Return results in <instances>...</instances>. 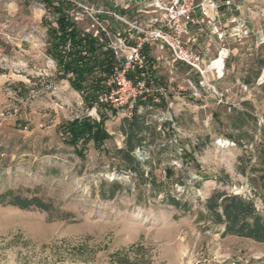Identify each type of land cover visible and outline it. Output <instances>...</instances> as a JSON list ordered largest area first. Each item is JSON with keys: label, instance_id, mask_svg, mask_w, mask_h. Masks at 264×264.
<instances>
[{"label": "rangeland", "instance_id": "1", "mask_svg": "<svg viewBox=\"0 0 264 264\" xmlns=\"http://www.w3.org/2000/svg\"><path fill=\"white\" fill-rule=\"evenodd\" d=\"M55 18L38 0H0V194L38 197L55 208L46 213L0 206V264H264V244L221 237L222 228L198 220L215 189L254 198L258 209L264 208V193L262 200L254 196L259 191L250 183L264 170V73L242 88L236 80L251 61L234 54L217 85L226 96L222 104L173 99L139 106L134 114L148 129L133 152L144 172L141 181L115 156L124 147L125 112L88 108L68 80L59 78L46 53ZM259 50L253 62L258 55L264 59V43ZM176 69L167 83L160 62L156 70L170 85L171 97L185 76L181 66ZM233 109L256 119V132L244 130L254 135L250 144L234 140L227 118ZM100 113L108 118L109 139L100 148L78 143L81 158L61 127L81 117L98 122ZM149 173L158 188L151 189ZM177 177L182 186L174 182ZM114 182L122 189L113 199H102L99 191L107 194ZM165 194L191 210H176L163 200ZM63 213L73 218L60 220Z\"/></svg>", "mask_w": 264, "mask_h": 264}, {"label": "built area", "instance_id": "2", "mask_svg": "<svg viewBox=\"0 0 264 264\" xmlns=\"http://www.w3.org/2000/svg\"><path fill=\"white\" fill-rule=\"evenodd\" d=\"M60 1L67 4L72 23H87L81 33L112 56V68L95 93V107L121 109L132 118L138 103L166 97L176 65L185 76L175 85V99L226 101L217 85L224 78L227 48L242 44L250 30L236 16L230 17L229 27H221L217 0H111L101 6L88 0H53V5ZM206 33L220 44L215 55L209 53L210 40L199 43V35ZM159 62L168 75L166 83L156 71ZM68 77L73 79L72 74Z\"/></svg>", "mask_w": 264, "mask_h": 264}, {"label": "trees", "instance_id": "3", "mask_svg": "<svg viewBox=\"0 0 264 264\" xmlns=\"http://www.w3.org/2000/svg\"><path fill=\"white\" fill-rule=\"evenodd\" d=\"M38 1L42 2L56 17L55 26H49L48 28V48L46 50L48 57L55 62L59 78L68 80L71 89L82 94L84 104L88 108H92L93 104H95V93L101 88L103 81V79L96 76V73L107 74L110 71L113 65L112 56L107 51L97 47L93 38L82 34L80 29L71 22L66 14L68 7L65 1H60L58 6H54L52 0ZM263 68L264 61H258L257 71L253 73L251 79H246L244 84L251 85L255 83L259 79ZM1 74L2 71L0 69ZM69 74L73 75V79L68 77ZM241 106L250 108L248 102H242ZM112 113L115 114V111L113 110ZM139 118L137 114H134L131 119L126 118L123 120L121 130L126 138L124 147L115 150V156L120 159L125 168L134 173L139 180L144 181V172L141 169V165L133 156L136 147L141 146L142 142H144L143 135L148 130ZM227 118L231 131L236 134L234 140L237 142L245 141L250 144L254 135H248L244 130L251 127L256 132L257 122L255 117L245 109H233L231 115ZM107 119L104 113H100L98 122L89 117H81L62 125L61 130L66 137V143L74 148L77 156L83 158L82 153L77 149L78 143L83 142L85 144L91 141L95 147L100 148L109 139L104 127ZM261 155L264 163L263 146ZM188 158L192 160L190 155ZM262 172V175L250 179V183L254 187L253 190L259 191V193H254V196L259 194L258 197L261 200L264 193V170ZM173 176L174 174L171 173V170L166 171L168 179ZM223 180L224 178H217L216 182H224ZM174 182L180 186L183 184L179 177L174 179ZM149 184L152 190L158 188L155 186V181L151 174ZM194 184L198 188L201 186V183L195 181ZM121 189V185L114 182L111 184L110 191L107 194L104 190H100L99 194L102 199L111 200L116 192ZM163 200L184 214L191 210L187 202L182 203L169 194H165ZM0 206H11L20 210L36 209L46 213L55 211L50 202L38 197H24L13 191H6L0 194ZM203 207V212L199 213L198 220L213 227L222 228L221 237L234 236L264 244V208L262 210L258 209L254 198H246L242 195L230 194L225 190L215 189L205 200ZM59 218L60 220H66L73 218V215L71 213H63L62 217Z\"/></svg>", "mask_w": 264, "mask_h": 264}, {"label": "crops", "instance_id": "4", "mask_svg": "<svg viewBox=\"0 0 264 264\" xmlns=\"http://www.w3.org/2000/svg\"><path fill=\"white\" fill-rule=\"evenodd\" d=\"M110 1L111 0H88V2L95 6H101L104 4L109 5ZM225 1L226 0H217V3L219 5L220 26L226 28L229 27L230 17L236 16L244 20L250 30L249 37L242 44L232 45L227 48L228 56H233L234 54L244 55V60L249 59V61H251V65L241 66L240 74L243 76L239 77V79L236 80V84H240L242 88L250 87L254 83L251 85H246L244 84V81L246 79H251L253 73L257 71V62L264 61L261 55H258L255 60L256 62H253L252 60L254 58L253 54H255L259 49V52H261L262 45L264 43V0H229L231 2L230 7H226L224 5ZM198 38L199 43H202L203 45L207 43L208 40H210L209 53L211 55H215L216 52L220 49V44L216 41L215 37L210 36L206 33L204 35H199ZM261 73H264V68L261 69ZM166 90V97H160L159 101H173V99L179 100L175 99V97H171L172 94L170 92V85H166ZM73 93H75V91H73ZM149 101H152V99H149ZM140 103H138L139 105L137 106V108H139V106L141 105H148L149 102L147 101Z\"/></svg>", "mask_w": 264, "mask_h": 264}]
</instances>
